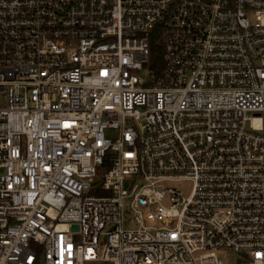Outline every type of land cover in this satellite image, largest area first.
I'll use <instances>...</instances> for the list:
<instances>
[{
  "label": "built area",
  "instance_id": "built-area-1",
  "mask_svg": "<svg viewBox=\"0 0 264 264\" xmlns=\"http://www.w3.org/2000/svg\"><path fill=\"white\" fill-rule=\"evenodd\" d=\"M223 248L264 264V0H0V264Z\"/></svg>",
  "mask_w": 264,
  "mask_h": 264
},
{
  "label": "rangeland",
  "instance_id": "rangeland-1",
  "mask_svg": "<svg viewBox=\"0 0 264 264\" xmlns=\"http://www.w3.org/2000/svg\"><path fill=\"white\" fill-rule=\"evenodd\" d=\"M163 185L175 186L181 189L186 194L191 189L190 180H166L163 182ZM219 256L223 258L225 264H236L238 252L230 248H223L219 251ZM87 264H95V263H87Z\"/></svg>",
  "mask_w": 264,
  "mask_h": 264
},
{
  "label": "trees",
  "instance_id": "trees-1",
  "mask_svg": "<svg viewBox=\"0 0 264 264\" xmlns=\"http://www.w3.org/2000/svg\"><path fill=\"white\" fill-rule=\"evenodd\" d=\"M158 45V44H157ZM157 49H159L160 47L158 46V47H156Z\"/></svg>",
  "mask_w": 264,
  "mask_h": 264
}]
</instances>
